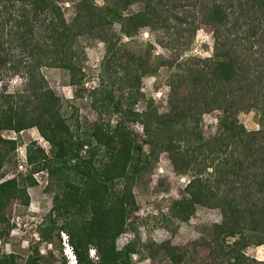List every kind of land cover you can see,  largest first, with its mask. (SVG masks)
Here are the masks:
<instances>
[{
    "label": "trees",
    "instance_id": "1",
    "mask_svg": "<svg viewBox=\"0 0 264 264\" xmlns=\"http://www.w3.org/2000/svg\"><path fill=\"white\" fill-rule=\"evenodd\" d=\"M138 1L143 9L126 14ZM61 2L0 0V264H20L18 254L3 249L2 239L14 227L15 206L30 205L28 189L37 184L36 174L45 171L54 196L40 224L43 239L61 242L62 234L67 235L78 264H135L138 236L123 246L119 239L134 230L136 179L161 151L169 152L177 171L192 174L185 194L169 207V216L188 221L202 205L220 208L223 219L189 248L162 243L157 251H164L173 264L185 260L189 249L195 261L203 253L214 264H247L243 249L264 241V100L257 99L259 94L264 97V0H105L102 7L78 0L72 23ZM181 7L189 10L182 12ZM169 10L181 25L189 22L194 32L204 25L215 39L211 56L188 66L183 82L170 83L169 112L139 111L107 91L95 105L121 114L116 123L100 117L83 129L78 116L66 117L62 98L42 69L64 68L72 85L83 83L78 39L88 33L107 45L103 68L117 62L130 76L134 56L119 57L108 32L118 23L125 35L133 36L142 27L165 24L170 17L164 12ZM145 68L135 71L134 84L147 74ZM17 77L24 86L11 90ZM251 93L257 96L251 98ZM211 109H221L224 116L218 136L205 139L195 121L200 111ZM251 109L260 112L258 130L249 131L238 118L241 110ZM133 122L142 124L140 133ZM30 128H37L49 148L32 141L24 173L4 179L5 164L20 144L4 132L19 134ZM203 148L199 160L196 153ZM231 237L235 240L227 243ZM24 264L54 261L45 260L37 247Z\"/></svg>",
    "mask_w": 264,
    "mask_h": 264
},
{
    "label": "rangeland",
    "instance_id": "2",
    "mask_svg": "<svg viewBox=\"0 0 264 264\" xmlns=\"http://www.w3.org/2000/svg\"><path fill=\"white\" fill-rule=\"evenodd\" d=\"M77 2L78 0H64L60 3L69 23H72L76 16ZM91 2L99 7L106 5L105 0H91ZM143 7V2L138 1L125 13L134 14ZM167 9L165 7V10ZM186 10L189 9L180 8L182 12L187 13ZM175 13L171 10L164 12L165 18L170 17L169 21L156 27H142L133 36L125 35L118 23L113 28L110 27L108 36L111 37L116 50L120 51L117 55L127 59L134 56L129 67L130 76L126 75V71L121 69L117 62H111L117 58L115 56L110 58L111 65L107 69L103 68L102 62L106 58L107 45L102 39L88 33L78 39L80 58L78 68L83 76V83L72 85L70 73L64 68L44 67L42 72L46 80L62 98L63 114L73 120L78 116L83 129L100 117L105 122L116 123L121 114L113 111L111 107L107 109L101 104L95 105V102L107 91L113 92L115 100H123L128 107H135L139 111L148 109L157 111L160 115L168 113L170 97L173 95L170 83L183 82V75L187 72L188 66L196 63L198 58L203 60L211 56L215 44L213 33L206 26L201 25L198 31L194 32L189 22L181 25L178 19H175ZM254 50L256 48L250 52ZM181 63L184 64L179 67ZM142 65L146 67L147 74L142 76L140 83L134 84L132 76L135 71L141 70ZM23 86V81L19 77L11 82V90ZM255 95L257 96L251 93L250 97L253 98ZM257 99L263 102V94H259ZM223 116L221 109L200 111L195 122H199L198 128L205 139L218 136L220 120ZM238 118L249 131L261 128V115L256 109L241 110ZM196 124L194 123V126ZM131 125L137 132L142 131L140 122H133ZM11 136H16L20 144L17 152L13 153L5 164L4 179L24 173L21 166L23 165L25 169L27 167V147L32 141L49 148V143L43 139L37 128H30L15 135L12 133ZM144 151L146 154L149 153L148 145H145ZM205 151L206 148H203L200 153H196L199 160L204 158ZM36 177L37 184L28 189L31 196L30 205L15 206L14 227L9 237L2 239L3 249L18 254L20 264H24L26 258L37 247L45 256V260L54 261V264H63L62 262L66 260V264H70L64 251V237L67 238V235L62 234L63 239L60 242L58 239L46 241L40 234V224L53 207L54 192L49 189V177L46 171L37 173ZM191 178V172L177 171L167 151H161L156 158H151L149 168L137 177L134 192L138 210L132 216L134 230L128 231L119 239V245L123 246L129 240H137L136 236H138V251L133 256L135 264H173L164 251H157L162 243H170L180 249L189 248L193 242L202 238L204 231L222 222L223 215L220 208L202 205L197 206L188 221H180L169 216V207L185 194L186 185ZM234 240V237L228 238L227 243ZM51 251L53 257L50 256ZM243 252L249 258L247 264H264V241L261 244L250 243ZM96 253L95 250L91 252L95 259L98 256ZM202 255L203 253L195 261L192 250L189 249L187 258L179 264H214L210 261L209 255L204 254L205 258ZM222 264L232 263L225 261Z\"/></svg>",
    "mask_w": 264,
    "mask_h": 264
},
{
    "label": "clouds",
    "instance_id": "3",
    "mask_svg": "<svg viewBox=\"0 0 264 264\" xmlns=\"http://www.w3.org/2000/svg\"><path fill=\"white\" fill-rule=\"evenodd\" d=\"M66 240L68 241V239L64 237V244H65L64 251H65V254L68 256V259L70 260V264H78L77 263V257H76V255L74 253V250H73V248H72V246H71V244L69 242H68V244H69L70 247L67 246V241Z\"/></svg>",
    "mask_w": 264,
    "mask_h": 264
},
{
    "label": "built area",
    "instance_id": "4",
    "mask_svg": "<svg viewBox=\"0 0 264 264\" xmlns=\"http://www.w3.org/2000/svg\"><path fill=\"white\" fill-rule=\"evenodd\" d=\"M12 133H14V135L16 134L14 131H5L4 136L9 138H15L16 136H11ZM21 169H25L23 165L21 166ZM67 246L70 247L68 241H67Z\"/></svg>",
    "mask_w": 264,
    "mask_h": 264
}]
</instances>
